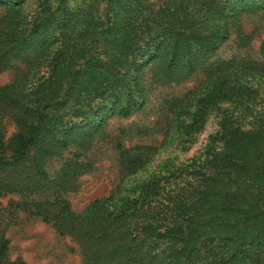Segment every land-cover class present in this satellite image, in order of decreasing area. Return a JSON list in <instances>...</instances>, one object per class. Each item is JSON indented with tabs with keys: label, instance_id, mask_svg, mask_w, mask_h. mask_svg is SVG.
<instances>
[{
	"label": "trees",
	"instance_id": "trees-1",
	"mask_svg": "<svg viewBox=\"0 0 264 264\" xmlns=\"http://www.w3.org/2000/svg\"><path fill=\"white\" fill-rule=\"evenodd\" d=\"M23 2L0 0V73L13 70L0 86V195L19 199L12 208L70 238L84 264H244V251L264 253L258 115L251 129L223 115L196 159L121 186L158 149L121 140L163 133L165 142L175 132L190 143L219 104L247 109L255 100L249 84L264 80V34L252 52L256 29L242 21L264 18V0H36L27 12ZM226 42L229 56L219 53ZM189 82L156 95L150 126L105 131L109 119L143 109L150 91ZM94 140L116 152L120 179L75 213L65 195L91 170L81 157ZM6 251L0 234V264H25Z\"/></svg>",
	"mask_w": 264,
	"mask_h": 264
},
{
	"label": "rangeland",
	"instance_id": "rangeland-1",
	"mask_svg": "<svg viewBox=\"0 0 264 264\" xmlns=\"http://www.w3.org/2000/svg\"><path fill=\"white\" fill-rule=\"evenodd\" d=\"M92 0H68L69 5L90 3ZM36 0H24L23 11L27 12L33 7ZM53 3V0H50ZM99 7H101L99 5ZM2 11L0 10V15ZM243 29L246 32L252 31L255 27L254 38L250 42L252 52L257 50L258 43L264 34V18L256 20L254 17L244 18ZM235 52L232 45L226 42L220 48L219 53L229 56ZM13 70L9 69L0 73V86L11 82ZM195 82L181 84L179 86H164L156 88L147 94L148 103L143 109L134 112L126 119L112 118L106 123L107 133L116 132L118 129H125L130 125L150 126L156 113L153 111L155 97L160 93L170 92L179 94L192 89ZM249 86L256 91L255 100L242 107H232L229 103L219 104L213 109L202 128L190 143L182 144V138L173 132L163 141V133L151 136L150 138H138L130 136L121 140L123 148L134 145H150L158 148L150 157L143 171L129 176L123 180L121 186L128 188L135 183L145 180L150 175L163 173L169 169L179 167L196 159L206 144L207 137L218 130L219 119L228 113L232 114V123L242 129H251L256 120L254 115L264 118V80H253ZM5 136L13 133L11 123L4 124ZM164 142V143H163ZM67 156L63 154L62 158ZM81 160L88 161L91 170L76 178V187L65 195L70 209L80 212L89 202L94 199L111 195L120 179L116 167V152L104 141L94 140L91 149L83 154ZM59 160L50 163L51 171L59 166ZM34 199H39L40 197ZM15 196L0 195V234L7 240L6 259L8 261L20 260L25 264H84L77 246L66 236H58L50 225L42 223L37 217L23 210L12 208V204L18 202ZM26 201H29L27 199ZM11 204V205H10ZM244 264H264V253L255 250H246ZM242 263V262H241Z\"/></svg>",
	"mask_w": 264,
	"mask_h": 264
}]
</instances>
